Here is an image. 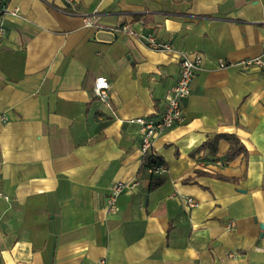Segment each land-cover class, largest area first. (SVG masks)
Instances as JSON below:
<instances>
[{
  "label": "crops",
  "instance_id": "0c3cea01",
  "mask_svg": "<svg viewBox=\"0 0 264 264\" xmlns=\"http://www.w3.org/2000/svg\"><path fill=\"white\" fill-rule=\"evenodd\" d=\"M4 1L19 13L0 17V264H264V67L238 64L264 59V0ZM185 52L203 61L185 119L153 140L168 177L149 190L135 119L161 118ZM229 134L247 154L197 151ZM118 181L137 185L110 212Z\"/></svg>",
  "mask_w": 264,
  "mask_h": 264
},
{
  "label": "built area",
  "instance_id": "2783aa9c",
  "mask_svg": "<svg viewBox=\"0 0 264 264\" xmlns=\"http://www.w3.org/2000/svg\"><path fill=\"white\" fill-rule=\"evenodd\" d=\"M71 2V0H68ZM10 13L17 15L19 10L17 8L10 9L4 0H0V17ZM98 19L96 16H86L85 25L87 27H96ZM117 31L139 37L141 40L154 50L157 51H172L173 47L170 43L160 40L153 32L139 33L132 29L129 24H125L116 29ZM5 34V27L0 23V38ZM264 50V41H263ZM203 58L200 54L182 53L179 58L180 76L177 83L171 88L166 96L165 109L160 119L155 120L150 117H139L135 119L141 125L142 150L147 152L153 146V140L160 134L172 129L177 124L185 119V100L192 93V83L196 77L198 70L201 68ZM238 64L245 70L257 65L264 67V59L261 56L249 57L242 59ZM226 61H220L221 67H226ZM111 92V85L106 77H97L94 84V94L102 101L109 102ZM0 120L5 121L6 116L0 114ZM152 171V170H151ZM167 168L162 165L155 170V173H164ZM137 185L133 181H118L112 184L107 196V207L110 212H115L118 209V199L122 193L129 187ZM188 203L191 207L197 206V202L189 198ZM231 228L235 226L233 222L230 223Z\"/></svg>",
  "mask_w": 264,
  "mask_h": 264
},
{
  "label": "trees",
  "instance_id": "16d2710c",
  "mask_svg": "<svg viewBox=\"0 0 264 264\" xmlns=\"http://www.w3.org/2000/svg\"><path fill=\"white\" fill-rule=\"evenodd\" d=\"M220 138H225L228 140L230 146L225 156V162H230L235 159L240 154H247V148L241 142V140L235 135H216L215 137L209 139L206 143L200 146L197 151L209 148L211 153H216L217 145ZM144 165L150 170H152V175L147 182L149 190H154L162 186L167 180V171L164 173H155V170L164 165L167 168L165 161L153 151V149L148 150L144 154Z\"/></svg>",
  "mask_w": 264,
  "mask_h": 264
}]
</instances>
